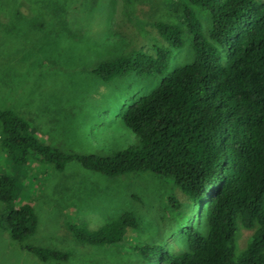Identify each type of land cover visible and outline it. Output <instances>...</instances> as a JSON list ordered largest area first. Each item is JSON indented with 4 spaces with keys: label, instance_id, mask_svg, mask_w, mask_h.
Here are the masks:
<instances>
[{
    "label": "rangeland",
    "instance_id": "rangeland-1",
    "mask_svg": "<svg viewBox=\"0 0 264 264\" xmlns=\"http://www.w3.org/2000/svg\"><path fill=\"white\" fill-rule=\"evenodd\" d=\"M186 5L184 0H0V110L13 111L41 141L65 153L112 155L136 145L123 112L192 61V36L183 35V47L173 50L162 75L129 73L104 82L94 70L121 58L154 56L156 47L166 46L154 24L180 25ZM192 9L208 38L209 14ZM0 175L15 180L14 206H32L38 219L36 234L21 243L0 226V264H111L106 248L76 241L68 226L94 232L124 212H134L140 223L128 233L129 245L136 236L181 254L188 252L186 225L192 222L204 237L209 233L207 222L196 218L198 207L173 182L151 173L107 177L76 161L60 172L35 154L17 164L0 146ZM3 209L0 202V213ZM236 227L238 257L257 226L247 229L237 219ZM26 245L72 256L45 263L24 250Z\"/></svg>",
    "mask_w": 264,
    "mask_h": 264
},
{
    "label": "trees",
    "instance_id": "trees-1",
    "mask_svg": "<svg viewBox=\"0 0 264 264\" xmlns=\"http://www.w3.org/2000/svg\"><path fill=\"white\" fill-rule=\"evenodd\" d=\"M184 1L180 25L154 24L166 44L156 47L154 56L121 58L94 70L104 82L129 73L162 75L173 50L183 47V35L192 36V61L123 112V124L138 137L136 145L112 155L65 153L41 141L13 111L0 110V146L17 164L35 154L60 172L76 161L107 177L151 173L173 182L199 208L196 218L208 224L207 237L192 222L186 225L188 252L181 254L136 236L129 245L128 233L140 229L134 212L94 232L68 226L76 241L106 248L111 264H264V1ZM192 7L209 14L208 38ZM15 189L14 179L0 175V226L21 243L36 234L38 219L32 206H14ZM237 219L257 229L246 251L235 257ZM24 250L45 263L72 256L46 247Z\"/></svg>",
    "mask_w": 264,
    "mask_h": 264
}]
</instances>
